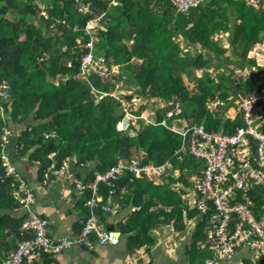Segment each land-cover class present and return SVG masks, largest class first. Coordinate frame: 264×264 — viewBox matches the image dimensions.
I'll return each mask as SVG.
<instances>
[{"label": "trees", "instance_id": "trees-1", "mask_svg": "<svg viewBox=\"0 0 264 264\" xmlns=\"http://www.w3.org/2000/svg\"><path fill=\"white\" fill-rule=\"evenodd\" d=\"M111 1L0 0V85L4 87L0 135L4 128L26 126L17 142L22 145L19 156L30 152L31 160L43 166L49 163V154L58 164L76 157L77 164L94 163V169L87 172L91 180L95 173H105L117 158L129 160L141 151L147 160L163 163L181 142L178 134L161 125L168 111L172 113L169 123L177 127L202 125L206 131L232 134L241 121H229L225 113L239 96L256 92L264 106V76L258 75L264 69L246 58L252 46L264 43L261 2L254 9L246 0H202L196 9L181 14L170 0ZM38 6L46 17L39 15ZM98 17L90 29L97 39L92 56L104 58L106 66L116 65L122 72L105 80L89 72L84 81L78 78L80 58L87 53L83 28ZM174 64L181 70L174 69ZM246 70L250 73L246 78L241 73L235 77L234 72ZM89 84L106 96L90 93ZM112 92L115 99L109 96ZM134 96L161 104L153 116L156 125L142 127L138 122L118 130L124 115L122 102L129 103L133 114H140L142 107L130 103ZM211 103L218 105L210 109ZM51 133L52 137L44 139V134ZM189 161L183 157L180 169H188ZM168 178V184L158 186L143 178L130 183L126 176L115 181L127 191L119 205L135 207L127 226L129 231L138 229L130 238L138 240V247L152 244L144 239L150 228L172 221L175 215L180 221L183 211L186 222L197 216L182 202L191 189L192 175L177 180L184 185L178 191L170 186L175 180ZM167 187L171 190L165 192ZM13 190L0 163V264L28 238L20 231L22 217L9 214L20 207ZM100 190L103 197L107 195L104 185ZM202 233L203 224H197L192 236L200 241L201 249L191 264H204L209 256ZM31 264H56V260L42 254Z\"/></svg>", "mask_w": 264, "mask_h": 264}, {"label": "built area", "instance_id": "built-area-1", "mask_svg": "<svg viewBox=\"0 0 264 264\" xmlns=\"http://www.w3.org/2000/svg\"><path fill=\"white\" fill-rule=\"evenodd\" d=\"M258 1H261L264 8V0H247L246 3L254 4ZM170 3L176 12L184 13L196 8L199 2L198 0H170ZM83 10L85 11V8ZM100 19L101 17H98L85 25L84 31L87 35L90 34L92 24L99 22ZM91 41L90 39L84 47L88 53L80 61L81 75L83 76L84 67H86L99 77L105 78L114 70L107 68L104 58L92 56V49L87 47ZM261 57L264 60V44L261 45ZM0 96H3L1 92ZM259 100L258 94L253 93L239 96L235 101L236 110L242 116V126L236 127L232 134H225L222 131L202 134L196 126L180 128L177 131L171 129L181 137V145L192 147L196 157L206 156L211 147L215 149V167L207 168L205 179L194 186L196 200L193 207L204 219L203 233H206L207 239L202 242V245L210 254V257L204 260V264L231 260L240 251L251 253L256 263L261 264L262 260L264 264V205H261V201H264V131L261 130V145L258 146L256 155L251 156L246 153L248 140L245 138L247 132L251 136V142L253 144L257 142L255 132L259 125L255 121L260 112L261 117L263 115V106L258 105ZM217 105L218 103H215V106ZM124 112L123 120L117 126L118 130H125L135 119H142L145 125L155 126L144 117L135 118L126 112V109ZM170 116L171 113H168L167 117ZM225 116L229 121H233L234 107L228 109ZM161 125L164 126V123L162 122ZM187 132H192L194 135L191 143L186 140ZM10 137L11 132L3 130L0 163L4 168V175L10 178L14 185L13 198L22 208L28 209L34 201L30 195L24 196V193L31 192L12 165L9 155L3 151L9 145ZM20 148L16 146L14 151ZM143 160H147L143 152L133 155L128 161L117 159L115 166L110 168L109 172L96 173L91 182L86 185L81 184L75 173L70 177L57 176L56 169L70 168L68 160L62 161L58 166L54 162L49 163L48 170H43L42 173L43 183L51 179L65 178L74 185L79 195L87 194L84 206L89 215L84 219L78 235L75 238H66L51 235L49 222L42 216L26 210L22 216L20 231L28 238L18 243L1 264H31L42 254L56 257L72 247L90 248L95 242L100 246H115L117 244L115 234L111 230L100 227L97 212L109 214L119 207V201L122 194L126 192V187H119L114 182L116 174H121L123 169L137 172L138 163ZM145 170L146 168H141L144 173ZM170 172L171 170L168 171L169 175H171ZM148 181L155 180L148 178ZM99 185H104L107 191V195L104 196V205L99 202L98 197L101 195ZM117 192L119 196L115 197ZM91 236L94 237L93 241Z\"/></svg>", "mask_w": 264, "mask_h": 264}, {"label": "crops", "instance_id": "crops-1", "mask_svg": "<svg viewBox=\"0 0 264 264\" xmlns=\"http://www.w3.org/2000/svg\"><path fill=\"white\" fill-rule=\"evenodd\" d=\"M256 46L261 45L256 44L252 48L257 59L256 52L261 53V47L258 48ZM24 127H14L16 139ZM4 152L9 155L12 165L26 183L34 201L28 209L19 207V209L9 214L20 218L26 210L32 211L49 222L51 235L75 238L81 231L87 209L84 206L82 198L77 196L79 194L75 191L73 184L66 181L65 178L59 180L51 179L43 183L41 171L45 166L38 161L31 160L30 152L23 156H19L13 152L9 153L8 148H5ZM47 159L50 162L48 156ZM75 160L76 157H70V168L67 170V176H72L75 173L78 180L90 182L92 179L88 180L87 172L94 169V164H77ZM35 162L39 163L38 167L35 165ZM197 163L194 166L197 167ZM200 165L199 162V168ZM195 169L193 168L192 171H195ZM176 184L177 182L175 181L172 186L176 187ZM176 189L178 190L179 188L176 187ZM84 198L86 200L85 196ZM102 198L100 196L101 202ZM123 199L124 197L121 202ZM182 202H184V197L182 198ZM134 208L133 206L122 205L120 203L118 209L109 214L101 212L97 214L100 227L110 229L115 234L117 239L115 246H98L94 241L95 243L90 248L72 247L55 257L56 264H191V260L197 255L195 253L201 247L200 243L195 241L192 236L196 224L194 221H185L184 211L178 225H175L176 221L173 220L164 225L150 228L144 239L146 242L152 240V244L145 243L146 245L138 247L139 243L137 239L135 241L130 240L131 237L137 234L138 229L129 231L127 226L131 222L130 216L136 211ZM142 235L141 233L139 236ZM209 257L210 254L207 258ZM216 264L259 263L255 262L254 256L251 253L240 251L233 259Z\"/></svg>", "mask_w": 264, "mask_h": 264}, {"label": "bare ground", "instance_id": "bare-ground-1", "mask_svg": "<svg viewBox=\"0 0 264 264\" xmlns=\"http://www.w3.org/2000/svg\"><path fill=\"white\" fill-rule=\"evenodd\" d=\"M198 5H197V7L200 5V3L202 2V0H198ZM259 2H261V1H258L257 3H259ZM112 3H114V1L112 2ZM196 7V8H197ZM196 8H193V9H196ZM190 10H192V9H189L188 11H190ZM187 11V12H188ZM187 12H184V13H187ZM179 13V12H178ZM184 13H181V14H184ZM85 27V26H84ZM83 31H84V28H83ZM84 33H85V31H84ZM86 34V33H85ZM91 30H90V34L89 35H87V37H88V42L90 41V39L92 40V38H91ZM88 42H86V44L88 43ZM85 44V45H86ZM85 45H84V47H85ZM256 45V44H255ZM258 45H261V44H258ZM87 47L89 48V49H93V44H92V41L87 45ZM87 50V49H86ZM87 53H88V50H87ZM87 53H85L84 55H86ZM91 54H92V51H91ZM83 55V56H84ZM82 56V57H83ZM81 57V58H82ZM81 58H80V61H81ZM79 61V75L81 76V77H85V76H87L88 75V73L90 72V73H94L93 71H91L90 69H88V68H86V67H84V74H83V76L81 75V62ZM68 66H70V63H68L67 64ZM111 65V64H110ZM109 66V65H108ZM108 66H107V68H108ZM109 69V68H108ZM96 74V73H95ZM101 78V77H100ZM103 79V78H102ZM85 81H88V78H86L85 79ZM89 86H90V93L92 92L93 94H97V95H99L100 97H104V96H106V94H100L98 91H96V90H94L93 88H92V86L89 84ZM253 93H256V92H252V93H250V94H253ZM256 94H258V93H256ZM244 95H249V94H244ZM244 95H241V96H244ZM258 96L260 97V100H259V102H258V105L261 107V105H262V100H261V95L260 94H258ZM111 97V96H110ZM263 99V98H262ZM212 105L213 106H215V103H212ZM263 106V105H262ZM122 108H123V110H125L126 109V112H128L130 115H132V116H134L135 118H139V117H144L145 115L144 114H142V113H140V114H138V115H136V114H133L131 111V109H130V106H129V103H125V102H122ZM263 109H264V106H263ZM124 114H125V112H124ZM154 116V115H153ZM123 117H124V115H123ZM123 117H122V120H123ZM145 118V117H144ZM237 118H239L240 119V126H242V116H241V114L239 113V112H237V110H236V106H234V120L235 119H237ZM122 120H121V122H122ZM140 120H142V119H135L134 121H132V122H130L129 123V125H128V127L129 126H135ZM148 121H150L149 119H148ZM261 121L264 123V118H263V115H262V117H261V112L259 113V115L257 116V119H256V121H255V123H257L258 125H259V127H258V130L255 132V134H256V137H257V142H256V144H253L252 142H251V136L249 135V133H245V138L248 140V145H247V148H246V153L247 154H249V155H251V156H253V155H256L257 154V148H258V146H260L261 145ZM151 123H153V124H155L156 125V123H154L153 122V117H152V119H151V121H150ZM145 126H153V125H145ZM196 126V125H195ZM239 126V127H240ZM127 127V128H128ZM197 127V129H198V131L200 132V133H204V132H207V133H214V131H206L204 128H203V126L202 125H197L196 126ZM126 128V129H127ZM168 130H171V129H174L173 127H166ZM178 128L180 129L181 127H180V125L178 126ZM125 129V130H126ZM176 131L178 130V129H175ZM174 130V131H175ZM172 131V130H171ZM173 131V132H174ZM263 131V130H262ZM2 133H3V131H2ZM2 133H1V135H2ZM176 133V132H175ZM1 135H0V137H1ZM193 133L192 132H187L186 134H185V137H186V140H187V142L188 143H191V141H192V139H193ZM0 147H1V144H0ZM4 151V150H3ZM1 152H2V149H1ZM1 152H0V154H1ZM214 152H215V149L213 148V147H211L210 149H208V154L206 155V156H195L194 155V153H193V151H192V147L190 146V145H181V142H180V144H179V146H178V148L176 149V150H174L173 152H172V154L163 162V163H160V164H155L154 162H152V161H149V160H143V161H140L139 163H138V167H137V172H129V171H127V170H122V173L121 174H116V176H115V180H114V182L115 181H117L118 179H119V177H122V176H126V177H128V180H129V182L131 183V182H133L135 179H146V180H148V178H153L155 181H157V182H162L160 185H163L164 183H166L167 181H168V177H171V178H173V179H175V181L177 182V186L176 187H178V188H180V189H184V185H183V182H181V181H177L180 177L181 178H184V177H186V174L187 173H190L191 175H192V178L190 179V182H193L194 183V186H195V184L197 183V182H199V181H202V180H204L205 179V177H206V169L207 168H214L215 167V163H216V161H215V156H214ZM183 157H187V158H189L191 161H195L196 163L198 162H200V168H199V166H197V170H199V172H198V174H193L189 169H187L186 167H182L181 169H180V167L179 166H182L183 165V162H182V159H183ZM180 158V159H179ZM50 159V158H49ZM117 159H121V160H124V159H122V158H117ZM116 159V160H117ZM64 160H68L69 161V158H65V159H63L62 161H64ZM61 161V162H62ZM125 161H128V160H125ZM51 162H54L57 166L58 165H60L61 164V162H60V164H58L55 160L54 161H52L51 159H50V162L49 163H51ZM116 162V161H115ZM37 165H39V163L38 162H35ZM49 163L44 167V169H42V171H41V178H42V173H43V170H45V171H47L48 170V165H49ZM70 163V162H69ZM125 165V164H124ZM115 166V163L111 166V167H109V169L107 170L108 172H109V170H110V168H112V167H114ZM141 168H146V172L144 173V171H141ZM16 169V168H15ZM67 170H68V168H59V169H56L55 170V172H56V174H57V176H60V177H70V175L69 176H67ZM169 170H171V175H169L168 174V171ZM196 170V171H197ZM18 173V172H17ZM96 174V173H95ZM94 174V175H95ZM94 177V176H93ZM93 179V178H92ZM80 182H81V184L82 185H86L87 183H89V182H83V181H81V180H79ZM155 181H150V182H154L153 184H157V182H155ZM91 182V181H90ZM188 183H189V181H188ZM74 186V185H73ZM75 188V187H74ZM99 190H100V185H99ZM75 191H76V189H75ZM100 192H101V190H100ZM97 192H96V190H95V194H96ZM30 195L31 196V198H32V201H33V196L29 193V192H25L24 193V196H26V195ZM78 197H83V196H87V194L85 193V194H83V195H77ZM100 196H102V193H101V195ZM100 196L98 197L99 198V200H100ZM103 197V196H102ZM87 199V198H86ZM195 200H196V197L194 196V188L193 189H190V190H188V193H187V195L186 196H184V203L186 204V206H187V208L189 209V210H195L196 212H197V216L195 217V219H194V223L197 225V224H200V223H202L203 224V228H204V219L203 218H201V216H200V213L193 207V204H194V202H195ZM103 201H104V203H103ZM100 202V204H102V205H104L105 204V198L103 197L102 198V202L101 201H99ZM84 203V202H83ZM21 207V206H20ZM22 208V207H21ZM116 209H118V207H116ZM104 229V228H103ZM108 230H110V229H108ZM203 235H204V238H205V241H206V239H207V237H206V233H202Z\"/></svg>", "mask_w": 264, "mask_h": 264}, {"label": "rangeland", "instance_id": "rangeland-1", "mask_svg": "<svg viewBox=\"0 0 264 264\" xmlns=\"http://www.w3.org/2000/svg\"><path fill=\"white\" fill-rule=\"evenodd\" d=\"M247 1V0H246ZM113 2V0L111 1V3ZM247 5H250V6H252L254 9H257L258 8V3H254V4H250V3H246ZM38 5V4H37ZM38 8H39V15H42V16H44V17H46V13L43 11V9L41 8V6L39 7L38 6ZM82 8V7H81ZM93 32H92V34H91V38H92V44H94L96 41H97V39L95 38H93ZM23 39V36L21 35V36H19V40H22ZM174 41H175V39H173ZM78 41V40H77ZM130 43L131 42H129L128 44L130 45ZM256 47H258V48H260L261 46H256ZM182 48V47H181ZM252 48H253V46L250 48V50L248 51V53H247V59H254L255 61V64H256V66L257 67H261L262 69L264 68V60H263V58L261 57V53L260 52H256V56H257V59L255 58V53H254V51L252 50ZM183 52H186L185 50H182ZM228 54V53H227ZM108 68L110 69V68H112L113 70H114V72H110L109 73V75L107 76V77H105V78H103V80H105V79H107V78H109V77H111V75L112 76H114V75H120L121 74V69H120V67H118V66H116V65H109L108 66ZM174 69H176V70H181L180 69V66H177L176 64H174ZM251 71L252 72H256V70L255 69H251ZM197 73H199V72H197ZM240 73H241V76L242 77H244V78H246V76H248L250 73H249V71H243V72H234V74H235V77L236 78H238V76L240 75ZM200 75V73L198 74V76ZM258 75L260 76L261 75V77H263L264 76V74L263 73H258ZM78 78L79 79H83L84 81H85V79L87 78V76H85V77H81L79 74H78ZM1 87H3L2 85H0V92H1V90L3 89H1ZM115 92H112L111 94H109V96H111V97H113L114 99L117 97V95L116 94H114ZM129 94V92H127V95ZM95 95V94H94ZM0 97H2V96H0ZM97 100H98V98H97ZM123 101V100H122ZM130 103L131 104H135V106L137 105V106H139V107H142V109L140 110V113H142V114H144L145 116V118L148 120H150L151 121V119H152V117H153V115H154V112H156V111H159V109L161 108L160 106H161V104H159V102L158 101H156V99H153L152 101H150V103L149 102H145L142 98L140 99V98H138V97H136V96H134L133 98H132V100L130 101ZM166 104V103H165ZM169 104V103H168ZM208 107L210 108V109H215V107L216 106H213L212 105V103L211 104H209L208 105ZM3 112V110L0 108V116H1V113ZM168 113H171V112H167V114ZM167 114L166 115H164V118L162 119V122L164 121V125L166 126V127H173L174 129H179L178 127H177V125L178 124H170L169 123V117H167ZM172 114V113H171ZM154 122V121H153ZM139 125L141 126L142 125V127H146L145 126V124H144V121L143 120H140L139 121ZM19 128L21 127V126H25L24 124H21V125H17ZM17 126H10V127H7V128H4L3 130H9L10 132H11V137H10V140H9V145L6 147V149L8 148V150H9V153L10 152H13V153H15V154H18L19 152H20V150L22 149V145L21 144H17V142H18V139L20 138V135L22 134V132L23 131H25L26 130V126L24 127V129L20 132V135H18V137H17V139L15 138V135H14V127H17ZM44 136V139H48L49 137H52L53 136V133H51L50 135L49 134H44L43 135ZM45 136H48L47 138H45ZM14 138H15V140H14ZM0 141H1V137H0ZM21 147L20 149H18L16 152L14 151V148L15 147ZM5 150V149H4ZM139 153H142V151L141 152H139ZM138 153V154H139ZM48 157L52 160V161H54V155L53 154H50V155H48ZM69 159H70V157H69ZM75 163H76V160H75ZM196 162H194V161H189V165H188V169L190 170V171H192V169L193 168H197L196 166H194V164H195ZM92 164H94V163H92ZM35 165L38 167V165L35 163ZM197 166H198V163H197ZM15 168V167H14ZM187 178H185L184 180H186ZM189 181V183H188V186H189V188H191V189H193L194 188V183L193 182H190V180H188ZM145 181H143V180H140L139 181V183H144ZM155 182H157V181H155ZM182 182H183V180H182ZM152 184L154 183V182H151ZM162 182L160 181V182H157V185L156 186H158V185H160ZM169 182H166V183H164L163 185H165V184H168ZM175 191H178L177 189H176V187H173L172 185H170ZM168 188L169 187H167V189L165 190V192L167 191L168 192ZM150 189H148V191H149ZM169 190H171V188H169ZM149 193H151V191H149ZM261 204H263L264 205V201H261ZM175 205H177V204H173V207L174 208H176V206ZM87 214H86V216H85V218H87L88 217V215H89V212H88V210H87V212H86ZM183 213V212H182ZM179 216L178 215H175L174 216V218H173V220L174 221H176V224L175 225H178V223H179V221H177V218H178ZM84 218V219H85ZM172 220V221H173ZM171 221V222H172ZM198 240H199V238H198ZM200 242V241H199ZM98 245V244H97ZM98 246H100V245H98ZM261 264H263L262 263V260H261Z\"/></svg>", "mask_w": 264, "mask_h": 264}, {"label": "clouds", "instance_id": "clouds-1", "mask_svg": "<svg viewBox=\"0 0 264 264\" xmlns=\"http://www.w3.org/2000/svg\"><path fill=\"white\" fill-rule=\"evenodd\" d=\"M264 44V43H263ZM262 45V44H261Z\"/></svg>", "mask_w": 264, "mask_h": 264}]
</instances>
